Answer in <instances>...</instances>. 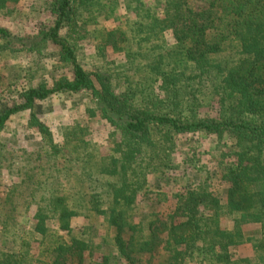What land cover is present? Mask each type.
<instances>
[{"label":"trees","instance_id":"obj_1","mask_svg":"<svg viewBox=\"0 0 264 264\" xmlns=\"http://www.w3.org/2000/svg\"><path fill=\"white\" fill-rule=\"evenodd\" d=\"M28 1L0 0V14ZM205 1L46 0L32 30L0 23V57L17 61L0 95V135L30 112L51 172L38 179L26 168L5 198L12 210L19 195V206L30 202V225L0 215V264H264V0ZM88 38L92 68L81 59ZM61 94L89 99L88 121L110 126L111 154L80 122L55 141L37 105ZM176 152L188 181L165 192ZM3 165L0 152V177ZM80 216L91 228L99 220V242L83 237L91 228ZM246 244L252 257L239 255Z\"/></svg>","mask_w":264,"mask_h":264},{"label":"rangeland","instance_id":"obj_2","mask_svg":"<svg viewBox=\"0 0 264 264\" xmlns=\"http://www.w3.org/2000/svg\"><path fill=\"white\" fill-rule=\"evenodd\" d=\"M152 0H149V2ZM45 2L46 0H29L21 8L14 13L13 15L5 16L1 15L0 23L4 26L9 27L14 32H25L33 29L34 24L43 19L47 14L45 12ZM191 4L198 8L206 5L205 0H191ZM120 13L123 11L120 9ZM100 26H114V21H99ZM81 59L84 64L88 68H92L95 63V51H94V40L92 38H88V40L81 41ZM117 58V60L121 59L120 55L111 54V58ZM27 59V58H26ZM23 61L21 58L19 61ZM116 60V59H115ZM16 59L13 57H0V95L3 94L2 90L10 87L12 73L17 69ZM91 105L89 99L84 95H72V94H61L55 96L49 100L39 102L37 105V111L39 112V117L44 120L52 129L55 141L59 144H63L64 136L63 133L67 126L73 125L75 122H80L82 124L90 125L92 131V139L98 143L101 147V150L104 154H111V148L109 146V138H110V126L106 124V122L102 121L100 118L91 119L88 121L86 116V106ZM30 112H26L24 114H18L13 117V120L8 124L7 128L0 135V152L3 153V170L2 175L0 177V215L4 214H22V216H18V229L26 230L29 227V219L27 217V213L24 212L25 207L30 202L22 203L20 206L21 196H18L16 206V210L12 205H4L5 198L8 196L10 189L16 184H21L23 177H26V168L34 169V173L36 178L44 179L48 175L51 174L50 169H48L49 164L47 165L48 159L45 157L44 146H42L43 142L41 136L28 128V119ZM178 141H180V148H182L185 152L188 148L184 137H181ZM184 143H186L184 145ZM195 144V142H194ZM202 150H207L205 144H199ZM194 146V145H193ZM208 158H210L208 156ZM207 157L204 158L206 160ZM181 160V155L176 152L175 153V162L173 163V169L167 170L164 173V176L161 181L163 190L165 192H170L173 188L179 187L182 184L187 183L188 178L186 176V166L183 165L180 168L179 161ZM147 177L149 180L156 179V172L151 170L147 171ZM66 185V181L62 179L61 181ZM37 185H30V188ZM43 190H46L47 185L42 186ZM22 194L26 189L30 196L34 192L29 190L28 185L22 186ZM37 190V189H36ZM36 192V191H35ZM44 191L37 192V195L40 196L45 194ZM16 194H19L17 192ZM27 194V193H26ZM32 208H35V204ZM142 205H138V210L141 209ZM5 208V209H4ZM3 210V211H2ZM9 211H12L11 213ZM15 211V212H13ZM226 224L229 227H232L233 222L232 218H225ZM78 224L81 226H87V228H91L89 224V220L84 216H80L78 218ZM92 224L95 227L89 229V231L85 229L86 234L83 235L84 238L94 241L95 243L100 241V238L103 236L104 232L102 227L100 226L99 220L92 221ZM98 226V228L96 227ZM259 230L258 226H249L246 228V233L255 234ZM239 255L243 257H252L254 255L252 246L250 244H246L240 247Z\"/></svg>","mask_w":264,"mask_h":264}]
</instances>
